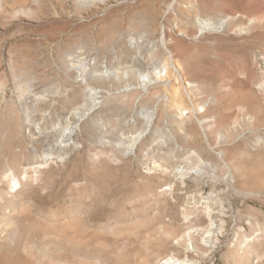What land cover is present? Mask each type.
I'll return each mask as SVG.
<instances>
[{
  "label": "rangeland",
  "instance_id": "374dc122",
  "mask_svg": "<svg viewBox=\"0 0 264 264\" xmlns=\"http://www.w3.org/2000/svg\"><path fill=\"white\" fill-rule=\"evenodd\" d=\"M101 2L48 18L51 0H0V251L264 264V0ZM70 216L86 242L56 234Z\"/></svg>",
  "mask_w": 264,
  "mask_h": 264
},
{
  "label": "bare ground",
  "instance_id": "6f19581e",
  "mask_svg": "<svg viewBox=\"0 0 264 264\" xmlns=\"http://www.w3.org/2000/svg\"><path fill=\"white\" fill-rule=\"evenodd\" d=\"M55 5L56 7L55 8H52L51 11L48 13V18H53L55 17L56 15H61V16H67L69 14V10L65 7L66 3L69 2L71 3V7H74V15H76V17H79V16H82V12L77 10V4L79 2V0H51ZM117 0H106V2H101L99 5L102 7V8H109L111 6V4L113 2H116ZM124 1H127V0H124ZM117 3V2H116ZM68 6V5H67ZM70 6V5H69ZM68 6V7H69ZM58 10V11H57ZM72 10V9H71ZM72 12V11H71ZM70 15V14H69ZM71 18V17H70ZM198 23H199V26H200V32H199V35L201 34H204L205 32L209 31V30H215L217 27L216 25L210 21L209 19H199L198 20ZM218 29V28H217ZM171 68V64H167L166 63V69L169 70ZM177 69V68H176ZM120 72V71H119ZM108 74H115V71L111 70V72L108 71ZM144 79H147L148 76L145 75L143 77ZM30 80V79H29ZM184 85L187 87L186 89V92H188V88H191V91L193 90L194 88V85H191L189 83L185 84ZM0 91H1V87H0ZM168 91V90H167ZM101 92L94 89V88H91L89 93H88V99L89 100H92L93 104H98V99L100 98V94ZM172 102L173 104L175 105V108H177L179 111V116L182 117L184 116V112H186L188 109L185 105V103L183 102V99H182V94H181V90L179 87H175L174 90H173V96H172ZM67 110H70L67 109ZM72 110L74 111V113L76 114V116L78 118H82L83 116H85V114H83L82 111L79 110V108H72ZM88 110V109H87ZM89 111V110H88ZM176 117V116H175ZM74 128V127H73ZM75 129V128H74ZM74 129H65L62 133V137H61V141L64 142L66 141L65 139H67L69 142L64 144V147H68L71 145L72 143V139L75 135V131ZM233 129V128H232ZM146 130V129H145ZM11 173V172H10ZM14 172H12L13 174ZM9 175V174H8ZM10 176V175H9ZM6 177V176H5ZM13 176H11L12 178ZM8 178V177H7ZM10 179V178H9ZM13 179V184L14 185H17L19 184V181L18 179H16L15 177L12 178ZM10 181V180H9ZM12 182V181H11ZM74 214V213H73ZM28 215V214H27ZM61 215V214H60ZM77 216V214H76ZM56 217V216H55ZM64 218V217H63ZM77 218V217H76ZM75 216L74 217H71L70 218H67L65 217V219H63V221L61 223H58L60 224V227L61 228H56V234L62 239H65V241H68L70 243L72 242H86V235L84 234L83 232V229L81 228V222L80 223V220L79 219H76ZM36 219H34L31 215H29V217L27 216V221L29 224H32L35 222ZM83 220V219H82ZM81 220V221H82ZM58 221V220H57ZM213 221V220H211ZM214 222V221H213ZM56 223V222H55ZM215 223V222H214ZM57 224V225H58ZM81 225V226H80ZM54 226V225H53ZM211 229L208 230V236H207V245L209 247L210 244L214 245L216 243H214V235L213 233L211 232L214 228V224L211 223L210 225ZM217 227V226H216ZM54 228V227H53ZM164 230V229H163ZM162 230V231H163ZM166 232V231H164ZM211 232V233H210ZM53 233V232H52ZM56 236V235H55ZM97 241V240H96ZM102 242V240L100 241ZM99 242V243H100ZM214 243V244H213ZM2 244V243H1ZM67 244V243H66ZM104 245V242L101 243ZM80 245V244H79ZM215 248V246L213 247ZM2 250V249H1ZM190 250L193 252H199L201 253V250L200 248L196 245H192ZM3 251V250H2ZM0 251V264H16V262H13L14 260L12 259L13 257H11V255H9L7 253V251ZM13 252V251H12ZM205 254V253H204ZM203 255V254H202ZM153 256V255H152ZM154 257V256H153ZM166 258V257H165ZM158 258V256L155 258L154 257V260L152 258H150V255H147L145 254L141 260L136 263V264H195V262L193 261H190L187 259L185 260H179V259H175L173 257H169V258ZM11 260V261H10ZM13 260V261H12ZM19 264V263H18Z\"/></svg>",
  "mask_w": 264,
  "mask_h": 264
}]
</instances>
